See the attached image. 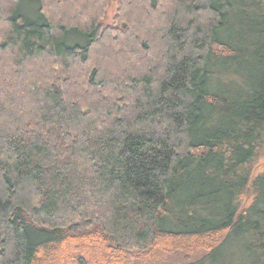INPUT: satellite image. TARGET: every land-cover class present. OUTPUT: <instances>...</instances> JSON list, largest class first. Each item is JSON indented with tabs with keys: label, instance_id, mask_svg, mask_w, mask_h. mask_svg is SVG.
Wrapping results in <instances>:
<instances>
[{
	"label": "trees",
	"instance_id": "16d2710c",
	"mask_svg": "<svg viewBox=\"0 0 264 264\" xmlns=\"http://www.w3.org/2000/svg\"><path fill=\"white\" fill-rule=\"evenodd\" d=\"M263 154L264 0H0V264H264Z\"/></svg>",
	"mask_w": 264,
	"mask_h": 264
},
{
	"label": "rangeland",
	"instance_id": "374dc122",
	"mask_svg": "<svg viewBox=\"0 0 264 264\" xmlns=\"http://www.w3.org/2000/svg\"><path fill=\"white\" fill-rule=\"evenodd\" d=\"M75 2V0H73ZM72 4H69L68 6H71ZM116 11V6L113 4L107 13V20L108 23H111L112 18L114 16V13ZM24 14H26L27 17H34V12L29 11L28 9H24ZM215 78H218V75H215ZM264 173V154L258 157V159L253 163L252 172H251V178H254L258 174ZM249 194V191L247 192ZM252 201V195H249L247 198L243 201V206H248ZM204 251H195L192 253H177L173 256L168 257L164 262L160 264H200L202 259V256H204ZM219 261V260H218ZM127 264H135V260L131 258ZM202 264H212L209 260L205 261ZM217 264H237L235 257H225L224 259H221ZM239 264V263H238Z\"/></svg>",
	"mask_w": 264,
	"mask_h": 264
}]
</instances>
